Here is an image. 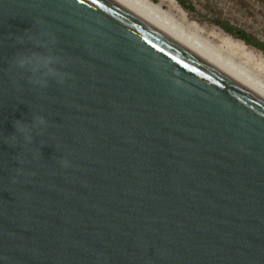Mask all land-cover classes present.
Masks as SVG:
<instances>
[{"label": "water", "instance_id": "1", "mask_svg": "<svg viewBox=\"0 0 264 264\" xmlns=\"http://www.w3.org/2000/svg\"><path fill=\"white\" fill-rule=\"evenodd\" d=\"M0 264H264V99L113 0H0Z\"/></svg>", "mask_w": 264, "mask_h": 264}, {"label": "rangeland", "instance_id": "2", "mask_svg": "<svg viewBox=\"0 0 264 264\" xmlns=\"http://www.w3.org/2000/svg\"><path fill=\"white\" fill-rule=\"evenodd\" d=\"M145 1L186 36L204 42L217 54L228 58L251 77L264 83V69L260 66V62L264 66V54L245 43L244 49L238 45H228L226 37H231L233 44L243 41L227 34L210 21L212 17L220 16L264 41V0H185L193 5L192 10L185 9L176 0ZM249 52L252 58L246 56Z\"/></svg>", "mask_w": 264, "mask_h": 264}, {"label": "bare ground", "instance_id": "3", "mask_svg": "<svg viewBox=\"0 0 264 264\" xmlns=\"http://www.w3.org/2000/svg\"><path fill=\"white\" fill-rule=\"evenodd\" d=\"M113 1L264 99V83L257 81L254 77H251V75L246 73L243 68L231 60H228V58L226 59L217 54L211 47L203 44L204 42L201 43L200 41L186 36L180 29L176 28L171 22H168L167 18L156 8L152 7L150 3L148 4L145 0ZM225 42L228 45H238L241 49L245 48V44L243 42H236L233 44L231 37H226ZM246 56L248 58L253 57L251 52L247 53ZM260 66L264 69L262 62H260Z\"/></svg>", "mask_w": 264, "mask_h": 264}, {"label": "trees", "instance_id": "4", "mask_svg": "<svg viewBox=\"0 0 264 264\" xmlns=\"http://www.w3.org/2000/svg\"><path fill=\"white\" fill-rule=\"evenodd\" d=\"M182 7L185 9H193V5L191 3H186L185 0H176ZM210 21L216 26L220 27L227 34L241 39L243 43L247 44L250 47H253L264 54V41L258 39L257 37L248 34L243 29L233 25L228 20L221 18L220 16H214L210 19Z\"/></svg>", "mask_w": 264, "mask_h": 264}, {"label": "clouds", "instance_id": "5", "mask_svg": "<svg viewBox=\"0 0 264 264\" xmlns=\"http://www.w3.org/2000/svg\"><path fill=\"white\" fill-rule=\"evenodd\" d=\"M18 66L21 67V68H25L26 65L32 63V60L30 58H27V57H24V58H21L20 60H18ZM45 64H50L51 63V60H45L44 61ZM59 83H63V79H61L60 81H58ZM46 86V85H45ZM41 122L43 123V118H41ZM14 127L16 129V131H21L22 128L24 127L23 125V122L22 121H15L14 122Z\"/></svg>", "mask_w": 264, "mask_h": 264}]
</instances>
